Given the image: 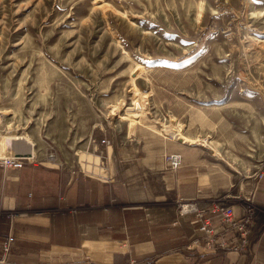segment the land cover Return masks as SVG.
Segmentation results:
<instances>
[{
    "label": "rangeland",
    "instance_id": "rangeland-1",
    "mask_svg": "<svg viewBox=\"0 0 264 264\" xmlns=\"http://www.w3.org/2000/svg\"><path fill=\"white\" fill-rule=\"evenodd\" d=\"M149 87L156 106L145 103ZM89 100L95 110L116 105L118 121L146 111L166 135H187L256 179L264 0H0V132L14 112L69 115Z\"/></svg>",
    "mask_w": 264,
    "mask_h": 264
},
{
    "label": "crops",
    "instance_id": "crops-1",
    "mask_svg": "<svg viewBox=\"0 0 264 264\" xmlns=\"http://www.w3.org/2000/svg\"><path fill=\"white\" fill-rule=\"evenodd\" d=\"M145 96L159 104L152 87ZM92 106L37 119L14 112L0 132V242L14 237L10 264H264V177L238 176L191 144V132L170 137L146 111L118 121L116 105ZM172 153L183 156L178 170L165 158ZM21 156V170L1 163ZM243 198L261 213L247 253L206 249L196 214L178 211L179 201L208 211L218 241H235L212 208L232 206L240 219Z\"/></svg>",
    "mask_w": 264,
    "mask_h": 264
},
{
    "label": "built area",
    "instance_id": "built-area-1",
    "mask_svg": "<svg viewBox=\"0 0 264 264\" xmlns=\"http://www.w3.org/2000/svg\"><path fill=\"white\" fill-rule=\"evenodd\" d=\"M105 143V141H103ZM54 158V157H53ZM171 170L179 169L183 164L182 156L179 154H172L166 158ZM26 162H29L28 157H5L1 159L2 165L6 169L21 170L25 166ZM256 179H262L264 177V170L258 173H254ZM245 201L244 214L240 219H236L232 206L225 204L217 205L212 208V213H220L223 217V223L228 229L236 233L235 241H223L220 242L217 239L216 229L210 222V217H207L208 211L203 209L199 210L193 204L181 201L179 203L182 213L192 211L196 213L197 218L201 221V232L203 234V243L208 250H217L231 252L236 251L240 253H247L249 251L250 236L253 230L254 219L257 216L258 209L248 199L243 198ZM1 210V209H0ZM13 213L7 214V219L13 220ZM14 241L13 235H7L0 242V264H10L8 258L11 253L12 244Z\"/></svg>",
    "mask_w": 264,
    "mask_h": 264
},
{
    "label": "trees",
    "instance_id": "trees-1",
    "mask_svg": "<svg viewBox=\"0 0 264 264\" xmlns=\"http://www.w3.org/2000/svg\"><path fill=\"white\" fill-rule=\"evenodd\" d=\"M148 264H153V263H148Z\"/></svg>",
    "mask_w": 264,
    "mask_h": 264
},
{
    "label": "bare ground",
    "instance_id": "bare-ground-1",
    "mask_svg": "<svg viewBox=\"0 0 264 264\" xmlns=\"http://www.w3.org/2000/svg\"><path fill=\"white\" fill-rule=\"evenodd\" d=\"M138 106H139V104H138ZM141 108V107H140ZM29 142V141H28Z\"/></svg>",
    "mask_w": 264,
    "mask_h": 264
}]
</instances>
